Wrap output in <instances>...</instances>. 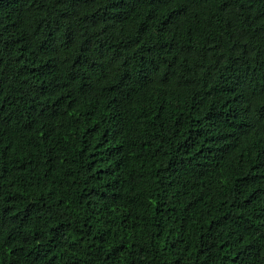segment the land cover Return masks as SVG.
<instances>
[{"label": "trees", "instance_id": "1", "mask_svg": "<svg viewBox=\"0 0 264 264\" xmlns=\"http://www.w3.org/2000/svg\"><path fill=\"white\" fill-rule=\"evenodd\" d=\"M0 264H264V0H0Z\"/></svg>", "mask_w": 264, "mask_h": 264}]
</instances>
